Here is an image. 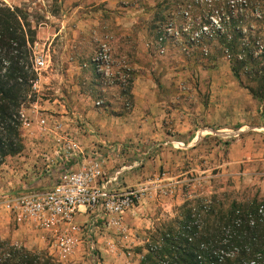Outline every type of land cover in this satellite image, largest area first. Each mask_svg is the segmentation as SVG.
I'll use <instances>...</instances> for the list:
<instances>
[{
	"label": "rangeland",
	"instance_id": "obj_1",
	"mask_svg": "<svg viewBox=\"0 0 264 264\" xmlns=\"http://www.w3.org/2000/svg\"><path fill=\"white\" fill-rule=\"evenodd\" d=\"M204 1L0 0L24 11L35 31L32 59H46L22 111L23 150L0 165V240L56 264H139L186 202L218 210L264 201V101L232 77L217 41L194 39ZM102 50L108 75L94 61ZM65 145L88 153L116 146L111 171L132 166L123 186L146 189L118 218L81 217L69 256L53 232L16 223L4 207L59 177L46 167L70 159Z\"/></svg>",
	"mask_w": 264,
	"mask_h": 264
},
{
	"label": "trees",
	"instance_id": "obj_2",
	"mask_svg": "<svg viewBox=\"0 0 264 264\" xmlns=\"http://www.w3.org/2000/svg\"><path fill=\"white\" fill-rule=\"evenodd\" d=\"M204 8V30L196 38L217 41L232 77L253 100L264 101V0H208ZM34 41L24 11L0 2V165L23 150L20 116L36 94ZM182 209L139 264H264V201H233L218 210L186 202ZM0 264L56 263L0 240Z\"/></svg>",
	"mask_w": 264,
	"mask_h": 264
},
{
	"label": "built area",
	"instance_id": "obj_3",
	"mask_svg": "<svg viewBox=\"0 0 264 264\" xmlns=\"http://www.w3.org/2000/svg\"><path fill=\"white\" fill-rule=\"evenodd\" d=\"M195 38L197 34H194ZM95 63L103 66L108 75L109 56L105 50L95 57ZM46 59L35 55L32 59L34 71L42 70ZM35 83L33 84V90ZM24 125V114L20 116ZM44 122L42 121V124ZM70 159L80 158L77 169L60 171L55 184L45 190L23 193L6 200L4 207L14 216L18 224L30 222L45 232H53L59 253L69 256L76 245L78 232L77 216H95L98 219L118 218L140 203L146 191L144 187H123L121 175L125 167L115 170L111 176L104 172L105 157L101 151L83 152L77 146H64ZM118 148L108 149L110 153Z\"/></svg>",
	"mask_w": 264,
	"mask_h": 264
},
{
	"label": "crops",
	"instance_id": "obj_4",
	"mask_svg": "<svg viewBox=\"0 0 264 264\" xmlns=\"http://www.w3.org/2000/svg\"><path fill=\"white\" fill-rule=\"evenodd\" d=\"M210 115V116H209ZM208 115V118L210 119V120H212V112L210 113ZM263 124H264V116H263ZM260 129H257L258 131L259 130H264V126H261V127H259ZM88 137V136H87ZM89 138H91V137H89ZM90 140L91 139H87V138H82V141L84 142V143H89L90 142ZM96 142V141H95ZM89 146H91L90 144H88ZM97 148V147H96ZM101 152L103 153V157H105V160H104V167H103V169H104V172H105V174L107 175V176H111L112 174H113V172L115 171V170H113V171H111V169H113V168H109V165H110V163L112 162V160L118 155L117 153H108V151H106V150H101ZM72 160H70V161H67V162H65V161H63V159H61V161L60 162H58V164L56 165L57 167L56 168H51V166H48V167H46V169L48 170L47 171V173H50L51 172V170H56V171H64V170H68V169H70V168H73V169H77L80 165H81V159L80 158H71ZM235 167V165L234 164H231L230 163V166H229V169L230 170H233V168ZM132 168V166H129V167H125V170H130ZM49 176V175H48ZM56 178H57V175H52V177H51V179H49V178H44V179H42L41 181H39V182H37V184H33V185H31V187L32 188H37V189H35V190H45V189H47L48 187H50V186H52L53 184H55V182H56ZM123 182V181H122ZM121 185H123V183L121 184ZM123 187H125V186H123ZM34 190V191H35ZM81 217H83V215L82 216H77L76 217V220H77V222H80V218ZM9 222V218L7 217V214H5L4 213V216H3V219H2V221H1V225H6V223H8Z\"/></svg>",
	"mask_w": 264,
	"mask_h": 264
}]
</instances>
